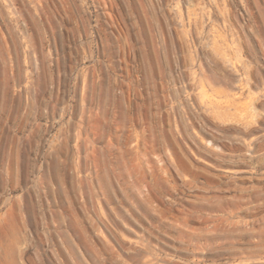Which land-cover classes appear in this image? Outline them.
I'll list each match as a JSON object with an SVG mask.
<instances>
[{"label":"rangeland","instance_id":"1","mask_svg":"<svg viewBox=\"0 0 264 264\" xmlns=\"http://www.w3.org/2000/svg\"><path fill=\"white\" fill-rule=\"evenodd\" d=\"M211 26L259 44L264 0H0V264H264V59L224 87L248 128L180 92L173 32Z\"/></svg>","mask_w":264,"mask_h":264},{"label":"bare ground","instance_id":"2","mask_svg":"<svg viewBox=\"0 0 264 264\" xmlns=\"http://www.w3.org/2000/svg\"><path fill=\"white\" fill-rule=\"evenodd\" d=\"M247 34L251 36V39H260L258 42L259 44L248 38L249 40L239 44L236 48L235 42L229 44L228 38L234 37L239 41L242 33L238 30H219L214 26H211L209 29L195 28L173 32V36L179 40L180 46L189 51V54H186L183 57L186 62L185 66L189 67V70L186 69L181 75L184 76L183 78L186 79L188 83L187 86L180 89V92L186 95L185 104L187 107L194 110L193 107L198 106L196 102L192 101L191 91H194L195 89L204 91L205 88H207L223 97L220 101H214L207 104V106L213 110L214 114L223 122H230L236 125L245 124L247 128L251 126L252 123L254 124L257 122V116H252L250 117L251 119L244 121V118L239 112H237L238 118L231 117L229 114H231V110L238 106L241 96L236 92L231 94L224 92V87L234 88L240 83V79L235 73L237 72L238 67H241L249 76L252 64L254 63L258 65L261 58L264 59V32L250 30ZM162 38H164L165 41V37ZM241 45L244 46L243 50H240ZM162 51L164 54L167 53L168 46L166 44L162 47ZM195 82L198 83V85H195ZM220 88H223V91L220 90ZM249 97L254 105L258 103V95L251 93ZM254 109L256 110V108ZM240 121H244V123H241ZM239 130L233 132L228 139H235L236 142L241 145V147H237V149L241 150L244 146L248 149L247 153H249V155L254 154L253 149L246 147L245 141L239 140L241 134ZM246 134L250 137L253 136L252 130H248ZM189 137L194 144V149L197 154H194L193 156L187 154L186 159L181 161L184 162V165L188 167L194 166V163L198 162V154L207 155L211 158H216V160L226 162V159H224L225 157L222 155L223 146L221 145L224 142L221 138L216 137L211 132H209V139L206 141L197 140L196 135L193 133L189 134ZM248 144L250 145V143ZM232 148L231 145V149ZM244 158L245 155H238L235 158L232 157V160L233 163H240ZM205 173L204 176L209 177L208 172ZM192 177L196 179V176L193 175ZM217 179L218 181L220 180L219 177ZM206 183L208 185L217 184L215 180H210V178L207 179ZM213 199L219 201L223 199V197L214 196ZM235 214L236 212L234 210L225 213L221 216L222 222L230 224V218L234 217Z\"/></svg>","mask_w":264,"mask_h":264}]
</instances>
